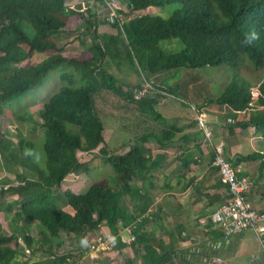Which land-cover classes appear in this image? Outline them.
Wrapping results in <instances>:
<instances>
[{
  "label": "trees",
  "instance_id": "1",
  "mask_svg": "<svg viewBox=\"0 0 264 264\" xmlns=\"http://www.w3.org/2000/svg\"><path fill=\"white\" fill-rule=\"evenodd\" d=\"M71 1L0 0V116L4 110L12 112L10 124L17 132L20 152H8L9 145L0 132V158L16 170H7L14 173V182L7 179V173L0 178V264H62L67 256L72 257V253H61L65 248H84L85 253L86 244L101 227L115 235L120 224L128 225L149 211L154 172L166 160V153L152 155L150 141L160 148L169 147L184 127L171 125L159 131H144L126 153H110L104 125L94 113L93 96L105 90L126 97L156 121L163 117L154 106L177 84L169 89L138 86L136 90L145 92L142 99L136 100L135 91L125 95L117 87V78L107 70L108 63L119 71L127 68L144 74L145 80L180 68H244L253 78L258 74L255 85L236 76L237 80L202 102L226 106L229 133L253 127L264 136V0H120L123 4L117 0L120 8L112 24L106 21L108 0H99L105 9L100 22L111 26L115 32L110 34L98 33L91 0ZM173 3L179 8L168 20L137 15L150 7ZM79 29L87 30L91 38L77 55L65 54L51 38L57 32L76 34ZM173 40L181 42L180 52L166 53L161 49V42ZM36 54L44 56L35 60ZM56 70L62 72L63 85L42 104L37 117L27 111L16 113L14 104ZM77 79L85 85L75 87ZM196 81L192 77L188 85ZM252 89L258 92L255 100ZM22 124L28 127L24 129ZM66 124L76 131H67ZM38 128L42 130L39 136ZM35 139L41 140L43 151L39 170L29 153L37 150ZM97 148L99 156L112 166L118 189L106 183H90L81 190L82 182L68 181L72 173L83 169L78 152L95 153ZM24 149L28 152L23 153ZM189 156L185 154L181 159L185 168L192 162L186 159ZM256 160L262 172L264 150L240 155L232 166ZM19 170L32 171L35 177L28 178L24 172L17 173ZM237 175L241 178L240 173ZM8 192L16 198L7 201L4 195ZM59 202L67 209L59 207ZM149 216L151 213L138 223L135 242L125 245L116 241L100 264H173V254L162 249V242L146 228ZM18 220L27 226L19 227ZM31 224L36 228L34 236ZM62 232L73 240L72 244L65 245ZM19 239L29 250L27 258ZM139 253L141 263H136L134 258ZM39 255L41 259H34Z\"/></svg>",
  "mask_w": 264,
  "mask_h": 264
},
{
  "label": "crops",
  "instance_id": "2",
  "mask_svg": "<svg viewBox=\"0 0 264 264\" xmlns=\"http://www.w3.org/2000/svg\"><path fill=\"white\" fill-rule=\"evenodd\" d=\"M51 38L62 46L71 41L73 34L57 32ZM193 99L199 102L200 106L195 107L204 114L210 136L206 137L199 129L194 115L182 125L174 124L184 128L178 134V140L169 147L160 148L150 141L152 155L158 151L166 153V160L154 172V190L150 191L153 196L149 208L151 218L145 226L162 242L160 247L173 254V264H224L225 255L242 247L247 248V262L243 256L242 260L236 258L231 264H264V254L258 248L259 242L252 231L225 237L222 229L211 219L215 209L227 200L226 185L212 164L214 146L222 142L224 156L234 164L240 155L263 151L264 136L256 133L253 127L229 133L226 106L203 105L197 94ZM185 154H189L186 159L192 161L187 168L181 161ZM240 166L247 199L256 209L264 210V183L257 181L264 177V170L259 172V160L241 162ZM35 231L33 225V236ZM141 257L139 253L134 258L136 263H141Z\"/></svg>",
  "mask_w": 264,
  "mask_h": 264
},
{
  "label": "rangeland",
  "instance_id": "3",
  "mask_svg": "<svg viewBox=\"0 0 264 264\" xmlns=\"http://www.w3.org/2000/svg\"><path fill=\"white\" fill-rule=\"evenodd\" d=\"M76 1L78 0H72L71 3ZM118 1L120 4H123L122 1ZM91 7L94 14L93 16L98 21V33L108 34V31H111V33L115 32L113 29H111V26L109 24H102L100 22L103 21V11L105 10L102 3L99 0H91ZM178 8L179 5L173 3L165 6L150 7L144 11L139 12L137 15L147 14L151 17L168 20L171 14L174 11L178 10ZM90 38V34L87 32V30L79 29L76 34H73V38L71 39V41L68 44H62L61 48L65 52V54L69 56L77 55V53L85 49L86 46L90 44ZM160 47L166 53L180 52L183 48L179 40H173L172 42L163 41L160 43ZM43 56L44 55L42 54H36L33 59L39 60L42 59ZM106 67L107 70L117 78V87H120V90L125 95L133 94V92L137 88H139L138 86L148 89H152L154 85L158 87L163 86L164 88L166 86V88L169 89L170 86L175 85V83L177 84V87L174 90L170 89V92L167 91V96L161 103L154 106V109L163 117L162 120L159 119L156 121L150 118V116H147L146 113H143L135 101H130L126 97H120L105 90H101L93 96L94 113L98 117H100L104 125L103 135L107 144V149L110 153L119 154L126 153L132 146V143L136 141L137 136H139L144 131H159L162 128L170 127L174 124L182 125V123L187 122V119L194 118L195 113L192 110V107L200 106L199 102H197L196 99H193L196 94L200 97L201 100H203L209 98L210 96H216L231 81L237 80L238 78H245L249 80L253 85H255L259 80L257 78L259 77L258 74H255V76L257 77L253 78L250 73H247L245 71L244 68L233 69L228 67H204L195 70L180 68L177 71H164L160 74L149 76V80H145L146 77L144 74H136L135 72L127 68H123L121 71H119L109 63L106 64ZM61 73L62 72L58 70L50 72V74L41 82L39 86H37L34 90L27 92L14 104V111L16 113L27 111L34 117H37V111L40 109L42 104H44L49 99V97L56 93L63 85V83L60 81ZM192 77L197 78V81L193 82L191 85H188V82ZM163 81L165 82L163 83ZM84 85L85 83L79 79H77L74 84L75 87ZM207 116L208 118L210 117L209 115ZM11 118L12 112L10 110H4L3 114L0 116V132L4 137L3 140H7L6 143H8L9 145L8 152H13L14 154H16L19 151V148H17L18 136L14 125L10 124ZM23 126L24 129L28 127V125L25 124H22V127ZM65 128L69 132L76 131V128L69 124H66ZM38 129V133L36 134L37 136L41 135L42 133V130L40 128ZM27 138L29 140H32V137H30L29 135H27ZM34 141L36 142L37 150H30L29 153L31 154V156H34L36 160L35 166L39 170L43 166L42 144L41 140L35 139ZM152 144H154V146L156 145L153 141ZM100 147L101 146H99V148ZM99 148L95 150V153L78 152V158L84 164L83 169L79 172L72 173L69 176L68 181L71 184L75 182H82L81 184L83 186L81 187V190H84L90 183H106L107 185L115 189H118L119 187L118 183L113 179L114 173L112 166L107 162V160L100 157L97 153V150H99ZM26 152H28V150L24 149L23 153ZM19 153L20 152H18V154ZM8 169L13 172L16 171L13 166H9L8 163L3 161V159L1 160L0 158V178H3L1 176H4L5 173H7V179L14 182V173L7 172ZM21 172H24V175H26L28 178L33 179L35 177V173H33L32 171H17V173ZM9 173L11 175H9ZM257 181H261V183H264V177H259ZM4 196L7 201L16 198V195H11V193L9 192ZM58 205L59 207L63 206V208L67 209V207L64 206V204H62L61 202H59ZM16 224L19 227L27 226L26 222L23 220H18ZM33 225L34 224H31L30 226L33 227ZM103 230L106 232L102 233ZM97 233H101V236L104 234H108L109 232L105 229V227H101L95 233V235ZM61 236L65 240L66 246L70 242L71 244L73 243V240H71L65 232H62ZM92 237L91 240L93 239ZM246 250V247H242L240 248V250L235 249L231 254L228 253L224 256V264H231L233 260L236 261V258L238 260H242L243 256H245L244 262H247ZM83 251L84 248H82V250L78 249L73 251H68V248H65L61 251V253L64 255L72 253V257L67 256L69 257L67 258V262H65L67 264L68 259L73 260L74 263L76 262L75 259H81L83 256ZM109 252L110 251H108L103 257L104 262L108 258L107 255L109 254ZM27 257L28 256L26 255L25 258ZM38 258L41 259L42 256L39 255L34 259ZM117 260H120V258L118 257ZM82 262L83 264H90L85 261Z\"/></svg>",
  "mask_w": 264,
  "mask_h": 264
},
{
  "label": "built area",
  "instance_id": "4",
  "mask_svg": "<svg viewBox=\"0 0 264 264\" xmlns=\"http://www.w3.org/2000/svg\"><path fill=\"white\" fill-rule=\"evenodd\" d=\"M106 6L109 9L106 21L110 24L114 23L117 18L116 11L120 8L117 0L105 1ZM145 90H135L134 98L139 100L144 95ZM252 99L257 98L258 92L256 89L251 91ZM195 113L196 124L201 129L206 137L210 136V131L207 127V123L204 114L201 110H197L196 107H192ZM230 121V120H228ZM212 164L217 168L221 181L227 188V200L219 205L212 213V222L218 225L222 229V233L225 237H231L233 235L241 234L244 231H252L256 236L261 253L264 254V210L256 209L246 197L245 183L238 177L237 173L240 172V165L235 168L224 156L223 143L220 142L214 146V158ZM151 213L148 211L146 214L138 215L136 221L128 224L121 225L115 235L110 233L101 235V233L93 234V239L85 246V253L81 259L90 264H100L105 254L111 250L116 241H119L125 245H130L136 240V228L139 222L142 221L147 215ZM151 218V216H149ZM106 232V231H102ZM95 235V236H94ZM19 244H23L24 254L28 255L29 250L26 248L21 239ZM25 246V248H24ZM255 260L258 257L254 258ZM75 259H68L67 264H83L82 261ZM219 260V259H217ZM79 261V262H78ZM67 262V260L65 261ZM62 264H66V263Z\"/></svg>",
  "mask_w": 264,
  "mask_h": 264
}]
</instances>
